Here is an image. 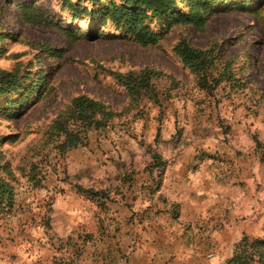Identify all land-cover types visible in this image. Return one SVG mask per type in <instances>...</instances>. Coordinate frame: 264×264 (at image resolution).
Segmentation results:
<instances>
[{
  "label": "rangeland",
  "instance_id": "rangeland-1",
  "mask_svg": "<svg viewBox=\"0 0 264 264\" xmlns=\"http://www.w3.org/2000/svg\"><path fill=\"white\" fill-rule=\"evenodd\" d=\"M29 1L53 20L50 28L25 24L20 0H0V38H7L0 40V68L21 72L27 88L40 83L19 105L8 103L25 89L0 98L1 143L16 193L13 211L0 212L1 259L16 258V250L29 245L52 252L90 241L93 230L108 227V201L127 185H141L149 203L162 177L155 153L166 160L168 150H250L259 137L252 119L264 123V0H214L203 30L153 17L148 22L163 37L148 47L97 15L103 7L84 4L93 15L73 18L60 0ZM151 1L191 8L190 0ZM182 39L215 50L205 87L174 51ZM145 68L164 74L153 81L160 103L145 98L104 129L89 131L82 145L58 151L62 139L52 126L74 97L123 110L130 97L114 74ZM76 185L101 195L79 193Z\"/></svg>",
  "mask_w": 264,
  "mask_h": 264
},
{
  "label": "crops",
  "instance_id": "crops-1",
  "mask_svg": "<svg viewBox=\"0 0 264 264\" xmlns=\"http://www.w3.org/2000/svg\"><path fill=\"white\" fill-rule=\"evenodd\" d=\"M252 123L264 142V123ZM164 153L159 194L148 203L141 185L120 189L108 201V227L89 238L96 244L29 245L0 264H226L244 237L264 239V150L254 139L250 150Z\"/></svg>",
  "mask_w": 264,
  "mask_h": 264
},
{
  "label": "trees",
  "instance_id": "trees-1",
  "mask_svg": "<svg viewBox=\"0 0 264 264\" xmlns=\"http://www.w3.org/2000/svg\"><path fill=\"white\" fill-rule=\"evenodd\" d=\"M210 2L215 3L216 1L190 0V11L183 12L171 9L172 5L153 4L151 0H60L61 8L67 10L73 18L78 17L79 14L93 15L92 11L89 12L88 6L84 4L103 7L97 15L111 21L119 30L128 31L144 47L156 45L163 37V33L151 28L149 19L157 17L170 25L173 23L192 24L203 30L207 23L206 11L210 9ZM18 7L25 24L44 28H50L53 25V20L31 1L20 0ZM5 39L7 38H0L2 42ZM174 51L196 74L200 85L205 87V69L216 58L214 48H198L186 39H182L175 45ZM163 75V72L151 68L125 74L115 73L114 79L127 90L130 97L128 105L120 111L88 95L74 97L66 111L56 119L52 126L54 133L62 139L58 145L61 150L58 151L65 154L82 145L89 131L104 129L114 118H119L124 113L139 107L145 98L154 103H160L159 93L153 81ZM226 75H228L227 72ZM25 77L18 70L0 68V98L9 94L16 95L26 90L19 100L8 103L9 106L23 103L40 86V83H35L31 88H27ZM227 79L229 80L230 76H227ZM8 113L14 116L18 114L15 111ZM159 135L160 132H158ZM1 139L2 137H0V212L9 214L15 207L16 193L13 178H11L13 177L11 166L6 159ZM254 140L256 148L264 150V142L258 138ZM153 159V166L163 170L167 161L158 153L153 155ZM33 170L35 169L32 168ZM75 187L79 193L90 197L101 195L81 185ZM84 242L86 239L82 243ZM257 258L261 264H264V239L249 241L247 237H244L236 246L234 256L226 264H254Z\"/></svg>",
  "mask_w": 264,
  "mask_h": 264
}]
</instances>
